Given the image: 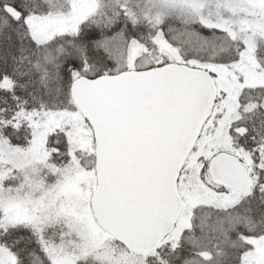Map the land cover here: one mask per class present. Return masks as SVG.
Here are the masks:
<instances>
[{
  "label": "snow or ice",
  "instance_id": "6c2138e0",
  "mask_svg": "<svg viewBox=\"0 0 264 264\" xmlns=\"http://www.w3.org/2000/svg\"><path fill=\"white\" fill-rule=\"evenodd\" d=\"M0 264H264V0H0Z\"/></svg>",
  "mask_w": 264,
  "mask_h": 264
}]
</instances>
